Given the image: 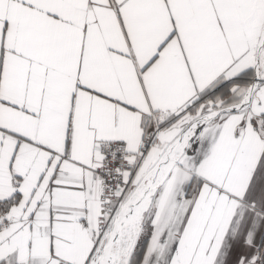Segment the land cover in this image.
Here are the masks:
<instances>
[{
  "label": "snow or ice",
  "instance_id": "1",
  "mask_svg": "<svg viewBox=\"0 0 264 264\" xmlns=\"http://www.w3.org/2000/svg\"><path fill=\"white\" fill-rule=\"evenodd\" d=\"M0 264H264V0H0Z\"/></svg>",
  "mask_w": 264,
  "mask_h": 264
}]
</instances>
